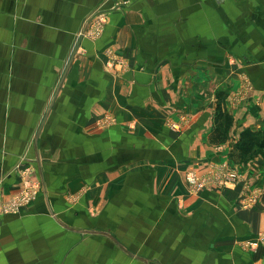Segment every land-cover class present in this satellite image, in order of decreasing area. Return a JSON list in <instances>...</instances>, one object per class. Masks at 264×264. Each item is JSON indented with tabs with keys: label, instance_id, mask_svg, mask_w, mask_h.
Wrapping results in <instances>:
<instances>
[{
	"label": "crops",
	"instance_id": "1",
	"mask_svg": "<svg viewBox=\"0 0 264 264\" xmlns=\"http://www.w3.org/2000/svg\"><path fill=\"white\" fill-rule=\"evenodd\" d=\"M118 1L0 0V211L36 193L0 213V264H264V161L230 159L264 129V0ZM225 162L237 184L188 183Z\"/></svg>",
	"mask_w": 264,
	"mask_h": 264
},
{
	"label": "rangeland",
	"instance_id": "2",
	"mask_svg": "<svg viewBox=\"0 0 264 264\" xmlns=\"http://www.w3.org/2000/svg\"><path fill=\"white\" fill-rule=\"evenodd\" d=\"M124 1H127L128 2V4L130 3V1L131 0H124ZM128 4H125L124 6H120L118 3H116V6H117V8H124L126 5H128ZM103 27V24L102 25H100V26H96V27H94V30H93V36H99V34L101 33V31H102V28ZM90 34V30L88 31V35ZM118 64H124V62H123V60H122V58H120L119 56H117L116 54H109V56H108V62H107V66H108V69L109 70H111L112 71V73H116L115 71H117V65ZM126 66V65H125ZM125 66L123 67V69H125ZM120 68V67H119ZM120 69H122V67L120 68ZM216 103V102H215ZM218 106V103H216V107ZM224 109V111L226 112V113H228V109H227V107H226V104H224V107H223V104H222V110ZM176 121V120H175ZM114 122H115V119H113L112 117H104L103 119L101 118L100 119V122H98V126L100 127V128H105V127H110L111 125H113L114 124ZM187 122V120H180V122H175V123H171L170 125H169V127H170V129L171 130H173V131H180L181 130V123H183V125H185V124H187L186 123ZM224 124V123H223ZM233 124H234V118H233ZM233 124H231V128L233 127ZM174 127H176L177 129H174ZM246 131V130H245ZM253 131V130H252ZM258 131H261V132H264V129H262V130H258ZM258 131H255V132H258ZM244 132V131H243ZM260 140H262V138L260 139ZM235 152V153H234ZM231 153H233V155H234V157H232V155H231ZM253 153V155L251 156V157H247L246 159H245V161L244 162H247V161H249V160H253V159H255V158H261L263 161H264V151L263 150H260L259 148H255V150L252 152ZM238 153L236 152V150H232L231 152H230V159L234 162V163H236V162H238V161H240L239 160V158L238 157H236V156H238L237 155ZM196 173V172H195ZM197 174V176H199L203 181H204V187H203V189L202 190H204V189H206L207 188V186L208 185H212V184H218L219 186H225V185H235V184H237L238 182H240V180H241V174H240V172L235 168V167H233V166H231L230 164H229V162H225V163H223V164H221L220 165V167L217 169V177L215 176V174H213L215 177H216V179L215 178H213V176L212 175H210V176H202L201 174H198V173H196ZM230 174H232V175H234L233 177H231V178H236V175L237 176H239L240 177V180L239 181H232V180H228L227 181V179H226V176L227 175H230ZM188 175V174H187ZM187 175H186V177H187ZM221 178H223L225 181V184H222V179ZM187 179V178H186ZM220 179V180H219ZM221 184V185H220ZM193 188V190H195V191H197V189H195L194 187H192ZM32 190H34L33 189V186H32ZM202 190H200V191H202ZM248 248V247H247ZM256 247H254L253 249H255ZM250 249V248H249Z\"/></svg>",
	"mask_w": 264,
	"mask_h": 264
},
{
	"label": "trees",
	"instance_id": "3",
	"mask_svg": "<svg viewBox=\"0 0 264 264\" xmlns=\"http://www.w3.org/2000/svg\"><path fill=\"white\" fill-rule=\"evenodd\" d=\"M222 104V97L220 95L213 119L214 129L209 136L210 142L214 145L223 144L229 139L231 124H233V117L229 113H226L224 109L222 110ZM261 138L262 140H260ZM255 148L264 151V132H255L248 129L241 133L233 150H236L238 153V156H236L240 160L238 162H244L247 157L249 158L253 155L252 152ZM231 155L234 157L233 153Z\"/></svg>",
	"mask_w": 264,
	"mask_h": 264
},
{
	"label": "built area",
	"instance_id": "4",
	"mask_svg": "<svg viewBox=\"0 0 264 264\" xmlns=\"http://www.w3.org/2000/svg\"><path fill=\"white\" fill-rule=\"evenodd\" d=\"M127 1L124 0H119L118 4L120 6H124L125 4H127ZM102 21V20H101ZM174 129H177L176 127H174ZM234 175L230 174L226 176L227 181L228 180H232V181H239L240 177L236 175V178H231ZM187 181L190 184V186L194 187L195 189H197V191H200L203 189L204 187V181L197 176V174L195 172H189L187 175ZM245 196L242 199V203L244 207H250L253 204H255L257 202V196H247V194H249V187L246 186L245 187ZM36 199V193L35 190H32V186L31 185H26L25 188L22 191V195L20 198H18L17 200H15L13 203H11V205L6 206L5 208H2V210L0 211V213L2 215L4 214H10V213H18V209L20 208V206L26 205V204H30L32 201H34ZM261 239L264 240V235L261 236ZM245 246L253 249L254 247H256V243H253L252 241H247L245 242Z\"/></svg>",
	"mask_w": 264,
	"mask_h": 264
}]
</instances>
